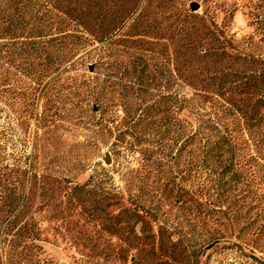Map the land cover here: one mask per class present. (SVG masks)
I'll list each match as a JSON object with an SVG mask.
<instances>
[{
	"label": "trees",
	"instance_id": "1",
	"mask_svg": "<svg viewBox=\"0 0 264 264\" xmlns=\"http://www.w3.org/2000/svg\"><path fill=\"white\" fill-rule=\"evenodd\" d=\"M203 3L200 15L181 0H0V41L34 39L33 55L40 64L46 61L54 84L60 69L72 71L90 55L109 71L102 82L93 79L88 97L96 104L106 98L104 124L118 122L115 111L124 108L113 145L139 155L127 181H142L128 183L129 206L107 229L114 264L197 258L200 251L183 222L171 223L175 208L196 209L220 227L264 228L255 212H264V190L255 199L257 181L264 183V0L243 6L252 29L245 35L233 30L238 7L219 0ZM142 45L146 48L138 55ZM3 49L0 42V72ZM118 69L152 88L116 82ZM27 180L21 166L0 163V262L5 264L42 262L43 232ZM193 181H205V197L182 189ZM84 190L76 185L66 201H81ZM146 190L159 199H146ZM99 196L102 212L125 198L110 190ZM118 231L123 245L113 242ZM243 243L256 257L255 243Z\"/></svg>",
	"mask_w": 264,
	"mask_h": 264
},
{
	"label": "rangeland",
	"instance_id": "2",
	"mask_svg": "<svg viewBox=\"0 0 264 264\" xmlns=\"http://www.w3.org/2000/svg\"><path fill=\"white\" fill-rule=\"evenodd\" d=\"M219 1L225 2L226 7H238L233 25L235 32L245 35L252 31L244 15L247 9L243 6L247 0ZM181 2L188 8L193 3L199 4V10H191L193 13L201 15L205 10L203 0ZM0 42L4 46L0 72V163L21 166L30 180L33 211L44 240L39 243L44 250L40 264H114L108 258L107 229L117 224L113 218L129 206L126 202L128 183L141 184L142 181H127L137 166L139 155L124 149L118 152L113 145L116 125L124 115V108L115 111L118 122L104 124L102 108L106 98L96 104L88 97L87 89L93 85V79L99 78L102 82L109 71L105 67L99 68L98 57L90 55L82 58L72 71L65 67L60 69L57 72L59 81L54 84L46 61L40 64L33 55L34 39L10 40L4 36ZM22 42L25 43L23 46ZM145 48L142 45L138 55ZM159 75H156L158 80ZM113 79L134 87L152 88L146 80L140 81L136 75L126 74L122 69L116 71ZM97 93L103 94L101 90ZM96 105L100 109L98 112L93 110ZM204 182H189L182 189L196 191V197H205ZM257 182L260 183L256 200L264 190V183ZM76 185L85 186L84 198L69 203L67 193ZM95 187L100 191L124 194L122 205L102 212L104 205L99 203L100 191ZM145 193L144 197L149 201L159 199V196H153L154 192L146 190ZM177 210L175 208L169 217L171 223L179 225L183 222L191 245L200 251L194 260L184 259L178 264H264V228L244 232L246 230L240 231L239 227L215 225L205 213L196 209ZM255 212L260 213V224L264 223V212L261 209ZM106 213L112 219H107ZM214 238H219L218 242ZM243 239L255 243L256 257L251 256V249ZM113 242L123 245L119 231ZM86 255L94 259L88 261ZM4 260L0 264H5ZM131 261L133 259L119 264H131Z\"/></svg>",
	"mask_w": 264,
	"mask_h": 264
},
{
	"label": "water",
	"instance_id": "3",
	"mask_svg": "<svg viewBox=\"0 0 264 264\" xmlns=\"http://www.w3.org/2000/svg\"><path fill=\"white\" fill-rule=\"evenodd\" d=\"M190 8H191V10H192L193 12H196V11L199 10L200 6H199V4H197V3H193V4H191ZM106 161H107V163H109L108 159H107ZM211 246H213V245H211Z\"/></svg>",
	"mask_w": 264,
	"mask_h": 264
}]
</instances>
